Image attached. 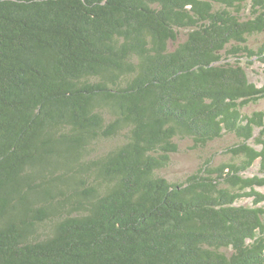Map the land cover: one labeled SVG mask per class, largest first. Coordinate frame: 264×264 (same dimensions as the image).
Wrapping results in <instances>:
<instances>
[{
  "label": "trees",
  "instance_id": "trees-1",
  "mask_svg": "<svg viewBox=\"0 0 264 264\" xmlns=\"http://www.w3.org/2000/svg\"><path fill=\"white\" fill-rule=\"evenodd\" d=\"M255 34L264 0H0V264H264Z\"/></svg>",
  "mask_w": 264,
  "mask_h": 264
},
{
  "label": "rangeland",
  "instance_id": "rangeland-1",
  "mask_svg": "<svg viewBox=\"0 0 264 264\" xmlns=\"http://www.w3.org/2000/svg\"><path fill=\"white\" fill-rule=\"evenodd\" d=\"M184 32L178 35V39L169 43V49L184 39ZM263 34H255L248 37L247 45L255 49L263 40ZM241 64L245 67V71L248 80L254 83L257 87L264 86V64L254 61L251 65H247L245 60H242ZM252 111H264V99H261L256 104H250L243 108L245 114H250ZM177 152L170 155V162L165 169L158 171V175L167 179L170 183H181L185 177L194 171L202 164L206 159L212 158L211 163L214 165L229 162L231 156L224 154V150L230 146H233L237 140L230 134L224 135L220 139L214 140L208 143L204 148L190 150L191 142L188 139L179 141L177 140ZM259 150L258 146H254ZM258 160L254 162L251 168H249L244 175L251 176L257 174ZM257 191L262 192L263 188H256ZM237 205L250 206L251 199L243 198L237 201ZM264 205V202L262 203Z\"/></svg>",
  "mask_w": 264,
  "mask_h": 264
}]
</instances>
